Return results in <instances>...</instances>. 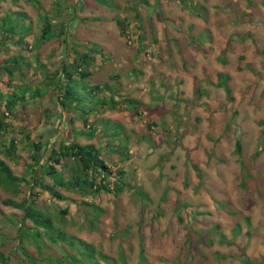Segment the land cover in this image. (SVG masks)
Wrapping results in <instances>:
<instances>
[{
    "label": "rangeland",
    "instance_id": "obj_1",
    "mask_svg": "<svg viewBox=\"0 0 264 264\" xmlns=\"http://www.w3.org/2000/svg\"><path fill=\"white\" fill-rule=\"evenodd\" d=\"M15 11L26 15H11L9 23L32 22L31 48L0 47V96L24 91L26 96L6 118L10 130L0 136L1 150L21 128L29 132L28 140L16 141L15 159L0 155L15 175L29 180V141H38L40 134L48 143L70 138L66 112L48 96L54 94L53 85L46 86L44 78L72 59L73 50L84 51L93 43L102 49L95 52L91 79L80 84L106 83L118 89L116 99L127 95L142 103L140 116L126 109H106L101 115L123 125L130 160L116 163L117 155L98 136L77 139L102 145L108 164L122 165L149 200L128 188L117 198L59 188L64 198L52 199L41 191L39 200L50 210H66V230L111 257V264H264V0H0V17ZM44 13L62 35L32 43ZM118 17H126L127 36L119 34ZM17 53L20 62L8 77L1 63ZM219 72L229 75V94L216 84ZM36 85L49 88L48 94L32 98ZM77 94L100 107L98 97L84 90ZM150 121L155 124L148 129ZM74 126L80 128L81 121ZM31 183H21L14 199L28 196ZM11 193L0 187V201ZM81 201L98 208L91 226ZM22 216L21 209L0 203V252L9 264L26 259L15 251ZM214 226L216 232L210 233ZM27 249L35 255L32 245ZM44 254L53 258L40 264L69 259L57 247ZM95 259L100 264L109 260Z\"/></svg>",
    "mask_w": 264,
    "mask_h": 264
},
{
    "label": "trees",
    "instance_id": "obj_2",
    "mask_svg": "<svg viewBox=\"0 0 264 264\" xmlns=\"http://www.w3.org/2000/svg\"><path fill=\"white\" fill-rule=\"evenodd\" d=\"M178 1L182 4L185 0ZM16 13H22L23 17L26 15L25 12L15 11L12 13L6 12L0 17L3 20L0 23V47L12 43L20 50H23L22 47L24 49L31 48L27 36L32 33V22L30 21L31 25L25 22L26 18L14 19L13 23L7 21V19L11 21L12 16ZM39 18L43 20L40 34L39 36H33L32 43L35 41L39 44L53 38L56 34L62 35V32L56 33L53 30V25L47 14H40ZM115 22L119 28L120 36H127L128 22L126 17H118ZM72 48H75L74 44ZM96 50H102L97 43H93L92 47L89 46L84 51L73 50L74 56L72 59L61 61L60 70L51 74L47 73L46 78H44L45 80L48 79L46 86L53 85L51 91L54 94L48 96H51V99L55 101L57 100L61 113L66 112L63 114L67 123V131L70 132V138L67 140L57 139L48 143L47 141H41L42 134H40L38 141L32 140L26 144L31 150V162L25 165L26 172L29 173V180L24 175H15L11 167L0 156V187L12 192L0 203L21 209L23 213L20 224L15 230V237L18 240L15 251H20L26 256V259H22L23 264H40L44 260L49 261L53 258L52 254L49 256L44 252H50L52 247H57L63 256H68L69 259H67L66 264H100L95 259L97 256L105 260L109 259L108 264H111V257L98 253L91 243L66 230V224L70 221V218L66 216V210H56V208L50 210L46 201L39 200L38 195L41 191L47 192L52 199L64 198L59 188L89 196L104 192L117 198L125 188H128L146 201L150 198L148 193L140 185H137L132 177L127 175L124 167L116 164L131 159V153L127 145L129 136L126 134L123 125L101 117L102 112L106 109H126L132 117L140 116L142 111L141 101L127 95H117L122 99H116L115 96L118 93L116 90L118 89L106 83H95L89 86L80 84H85L87 81L84 78L91 79L94 74L90 67L98 55L95 53ZM262 52L264 54V49ZM18 55L19 53L1 63V68L5 69L8 77H12L10 75H13L18 67L20 62L18 60L20 56ZM132 70L135 73L139 72L135 69ZM217 76L218 82L216 84L223 87L229 94L230 89L227 85L229 75L219 72ZM46 86L39 87L36 85L33 94H30L31 97L37 99V97L42 96L43 98L48 94L49 88ZM79 90L86 91L87 96L98 97L100 107L95 109L90 98L83 101L77 94ZM196 92L201 93V90L196 88ZM25 101V91L24 95L11 93L8 98H4V95L0 96V102L3 105V110L0 111V136L4 131L10 130L11 122L6 121L7 116H13L17 105ZM48 111V109H45L46 116H49ZM77 119L82 123L80 128L74 126ZM154 124L153 121L148 122L147 128L150 129ZM97 136L103 139L104 145L108 147L110 152L117 155L118 162H114L112 166L108 164V156L102 155L104 150L102 145L92 141L82 143L77 139L78 137H84L86 140H90ZM22 139H29L28 130L23 128L18 133L13 134L7 144H3L0 155L15 159V143L17 140L21 141ZM1 142H3V139L0 140V144ZM236 150L237 152L241 151V143L238 140L236 141ZM63 168L66 170L64 171ZM45 177L48 178V182L45 181ZM31 181L32 186L29 188L31 193L18 201L14 199L13 196H17L22 191L21 183L26 182V184H29ZM36 187L38 188L36 189ZM81 203L88 207L85 212L91 226L94 224L98 208L94 203L86 201H81ZM181 206L182 203L178 200L176 208L179 209ZM92 212H95V217L90 214ZM27 219L30 224L26 223ZM216 230L217 226L208 228L210 233H215ZM29 244L34 247L35 255L27 249ZM54 260L60 261L58 258H54ZM0 264H9V257L1 252Z\"/></svg>",
    "mask_w": 264,
    "mask_h": 264
}]
</instances>
